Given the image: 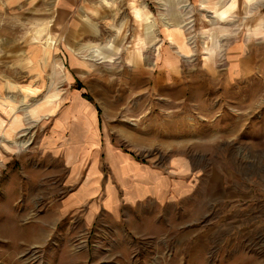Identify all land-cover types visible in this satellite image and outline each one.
<instances>
[{"label": "rangeland", "instance_id": "1", "mask_svg": "<svg viewBox=\"0 0 264 264\" xmlns=\"http://www.w3.org/2000/svg\"><path fill=\"white\" fill-rule=\"evenodd\" d=\"M217 1L140 0L75 54L40 0H0V264H264V0ZM104 143L186 167L168 223L92 171Z\"/></svg>", "mask_w": 264, "mask_h": 264}, {"label": "crops", "instance_id": "2", "mask_svg": "<svg viewBox=\"0 0 264 264\" xmlns=\"http://www.w3.org/2000/svg\"><path fill=\"white\" fill-rule=\"evenodd\" d=\"M40 1L44 11L53 13V16L51 15V18H48V26L50 27L53 24L51 32L56 35V39L52 38L53 36L51 37L52 40H57L58 44H63V47L66 46L75 54L81 52L79 49L87 36L90 38V41H95L91 43L94 44L98 42L97 39L102 34L101 28L112 27L110 23L115 22L119 12L134 13L136 11L137 19L135 20L134 26L139 27L140 22H143L140 19L142 16H140V13L145 11L144 4H141V7L138 6L140 5L138 4L140 3V0H88V4H86L87 0ZM165 1L169 2L172 0ZM209 1L210 0H201V8L204 9L207 8L206 5H213V7H210L211 9L214 11H220L217 9V7L220 6V1ZM133 2H137V5ZM172 10L173 9H170V12ZM111 17H113V19H111ZM177 26L178 25L173 26V24L171 25L169 22H166V30L169 32L170 36L174 30L178 29ZM48 31H50V29H48ZM49 35L50 33L48 32V36ZM106 56L107 55H105L104 58H106ZM163 69L165 70V68ZM80 91L75 90L73 93V97H76L78 100L77 106H79L82 101L91 105L90 102L83 98V95L86 94L85 90L82 89ZM92 109L94 110L93 107ZM98 121V114L96 112L97 124ZM75 124H79L83 129V134L80 137V140L93 139L92 135L88 134L83 125L80 124V121H75ZM97 129L98 136L96 139H98V144L102 145L99 124ZM104 145L105 151L102 152L97 146L93 148V160L91 161L93 162L95 158L96 160L92 167V171L96 173L98 170H101L99 167L100 165H103L102 156H105V163L109 166V169L110 167H113L116 171L121 173V175H119L120 177L118 175L116 177H119V182L127 187V189H129V194L133 196V198L125 199V203L130 204L132 207L136 205L137 209L141 206L138 209V216L140 218L139 222L144 219H153L155 225L161 226L162 223H168L171 217L166 218V215H163V212H165L167 208H171L177 200L173 185L177 182V173L181 171V169L185 170L186 167H182V164H170L165 169L155 164V162L150 164L141 163L136 160L132 154L122 151L114 154L109 152L105 143ZM200 183H203V189H207V193L209 194L211 188L210 179L205 181V183L201 180ZM111 185H113V181L111 182ZM112 187L113 186H111V188ZM114 187L117 188V186ZM218 187L220 188L219 185ZM111 192H113L112 189ZM174 211H176V208Z\"/></svg>", "mask_w": 264, "mask_h": 264}, {"label": "bare ground", "instance_id": "3", "mask_svg": "<svg viewBox=\"0 0 264 264\" xmlns=\"http://www.w3.org/2000/svg\"><path fill=\"white\" fill-rule=\"evenodd\" d=\"M222 16L221 17H223L224 18V14H221ZM19 120V118H15L14 119V121L13 122H17ZM11 127H13V123H12V125H11ZM16 129H14V130H12L11 132H14ZM26 145V143H22L21 145H19V146H25ZM21 148V147H20Z\"/></svg>", "mask_w": 264, "mask_h": 264}]
</instances>
